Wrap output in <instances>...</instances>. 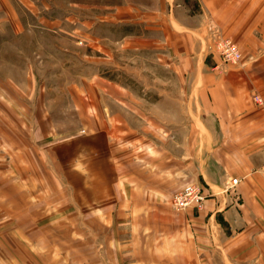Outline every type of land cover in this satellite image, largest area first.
<instances>
[{"label":"crops","instance_id":"0c3cea01","mask_svg":"<svg viewBox=\"0 0 264 264\" xmlns=\"http://www.w3.org/2000/svg\"><path fill=\"white\" fill-rule=\"evenodd\" d=\"M108 8L143 86L96 76L113 89L81 90L71 131L39 101L24 138L0 130V264H264V0ZM213 31L238 43L237 64L208 49ZM21 94L0 90L20 119ZM192 183L204 208H174Z\"/></svg>","mask_w":264,"mask_h":264},{"label":"rangeland","instance_id":"374dc122","mask_svg":"<svg viewBox=\"0 0 264 264\" xmlns=\"http://www.w3.org/2000/svg\"><path fill=\"white\" fill-rule=\"evenodd\" d=\"M119 1L0 0V90L16 94L22 90L21 101L28 105L20 119L11 105L13 100L10 103L0 96V130L20 128L24 138L29 106L35 111L39 101L48 122L55 123L58 131H71L77 124L76 105L79 94H83L81 90L113 89L110 82L96 76L141 90L142 52L113 42L125 29L108 22V6ZM93 16L107 20H93L89 28L82 25L83 20H92ZM209 35L208 31L207 40ZM30 88L39 91L38 96H26L24 91ZM66 127L70 128L62 129Z\"/></svg>","mask_w":264,"mask_h":264},{"label":"built area","instance_id":"2783aa9c","mask_svg":"<svg viewBox=\"0 0 264 264\" xmlns=\"http://www.w3.org/2000/svg\"><path fill=\"white\" fill-rule=\"evenodd\" d=\"M213 39L209 45L211 52L219 54L223 60L230 64H237L242 53L236 41L220 35L217 31L212 35ZM257 103H263V98L255 94ZM238 183V178H233L231 184L225 188V191L232 190ZM209 194L201 183H192L176 192L172 196L171 204L176 209H186L194 207L197 210L203 209Z\"/></svg>","mask_w":264,"mask_h":264}]
</instances>
